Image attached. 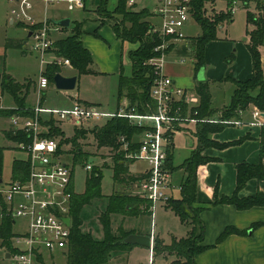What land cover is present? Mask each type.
Returning <instances> with one entry per match:
<instances>
[{
	"label": "trees",
	"instance_id": "obj_1",
	"mask_svg": "<svg viewBox=\"0 0 264 264\" xmlns=\"http://www.w3.org/2000/svg\"><path fill=\"white\" fill-rule=\"evenodd\" d=\"M105 1H102V8H105ZM216 0H191L192 19L198 24L200 33L193 39L192 54L195 60V70L203 67V57L205 46L216 39L217 27L225 21L232 18L230 10L225 13L215 14L212 18L205 16V6L212 4ZM231 3L228 2V6ZM133 7H127V0H117L113 9L112 30L119 40L130 44H138V48L129 53L132 74L130 78L120 75L118 80L117 99L125 97L129 100V107L134 108L138 114H149L154 111V103L150 98L149 92L154 80L153 72L146 62L154 57V49L160 44V39L156 34L150 32L151 24L149 18L152 14L142 9L135 11ZM264 6L258 7V13H246V22L252 27L247 33V49L251 58V77L245 81H235V90L231 96V102L228 107L223 108L220 113L221 120H236L239 118V111H246L250 105L264 111V77L262 71L261 55L259 47L263 42L264 33ZM65 29V28H62ZM82 35L81 26L76 25L71 34L65 38L55 40L53 50L59 57L68 59L75 76L90 74L89 66L92 64V58L80 40ZM60 67L57 65H48L45 75L52 84L53 77L60 73ZM61 74V73H60ZM30 86V82L24 84L16 83L12 78L3 76L0 79V90L8 94L16 104L17 110H0V117L8 118L13 115L30 117L33 112L24 108L25 93ZM195 93L198 97V105L187 111V106L181 102L178 105L181 108V116L197 120L212 118L214 110L211 108V97L207 82L198 83L195 86ZM149 107V108H148ZM196 113V114H195ZM52 126V123H50ZM225 125L208 122H198L196 127L197 147L192 151L190 157L185 160L181 168L185 172V177L180 187V198L171 199L165 208L171 210L181 223L188 227L185 238H172L170 244L165 245L160 239L155 238L152 246L153 258L157 256H170L175 259L171 264H195L194 257L206 250L208 247L202 245L204 239V224L200 219V212L207 207L196 204L197 176L201 174V168L211 161L210 158L202 155L207 148L223 149L235 143L219 144L209 139V135L220 131ZM51 129L50 135L63 137V133L58 129ZM142 128L131 126L127 119L112 118L108 120L101 128L92 131L97 140L98 147L110 148L112 153V162L114 165V180L122 179L117 168L122 167L126 161L124 151L121 150V138L128 144L131 151L138 148L136 138L142 133ZM86 131H77L76 136L70 140H61V144L70 142L75 156L81 154L78 139L85 138ZM262 145H264V128L262 129ZM4 136L12 141L23 142L26 137L19 133L13 136L6 132ZM237 143V142H236ZM3 148L0 147V177L2 174ZM74 156V157H75ZM264 149L261 150L259 162L255 165L241 163L236 166V186L234 193L230 197L222 196L218 198L217 187L213 189L211 205L225 204L232 205L237 210H248L253 207H264V193L258 192L253 197L239 198L238 193L244 188L250 180H264V166L262 158ZM172 159L171 150L167 152V167L170 169ZM28 165L25 161L15 160L12 164L11 179L13 181L23 180L27 174ZM93 170V169H92ZM93 175L87 178L85 191L81 195H74L72 198L70 216L72 219L70 229V240L67 253L66 264H106L110 257L118 251H126L133 245H125L124 238L130 235V232L118 231V237L111 233L110 216L118 215H152L149 202L133 195L113 194L108 197V203L105 211L98 217L101 225L102 239L95 240L89 233H82V220L80 218L83 207L90 205L92 200L102 197L100 193V173L94 169ZM172 172V170L170 169ZM202 175V174H201ZM138 182L140 179H133ZM130 181V180H129ZM128 181V182H129ZM12 219L7 210L3 208L0 221V240L1 244L11 251V238L13 237ZM234 232L233 228H226L219 235L216 242L223 241ZM41 263V258L38 256Z\"/></svg>",
	"mask_w": 264,
	"mask_h": 264
},
{
	"label": "built area",
	"instance_id": "obj_2",
	"mask_svg": "<svg viewBox=\"0 0 264 264\" xmlns=\"http://www.w3.org/2000/svg\"><path fill=\"white\" fill-rule=\"evenodd\" d=\"M15 6L10 16L17 24L25 26L30 35V50L40 56L41 74L37 80V103L31 111L33 116L13 115L7 119L9 128L6 132L13 136L21 133L26 141H11L13 148L25 155L28 165L23 180H0V197L7 205V212L12 220L26 221V231L12 238L13 252L9 257L10 264H38L37 258L44 253L64 252L68 250L72 219L70 209L74 196L71 188L72 169L63 161L66 152L62 149L61 140L66 139L50 135V122L59 125L70 122L74 126L85 128L87 133L102 126L97 123L112 118L127 119L131 126L142 128V133L135 142L138 148L131 151L128 144L121 138V150L124 158L129 161L145 162L147 167L136 183L135 196L149 202L151 211L155 204L167 206L172 199L174 189L171 182V171L167 167V152L171 148L172 136L181 130V125L188 122H208L225 126H247L264 128V111L257 107L248 110L250 120L243 122L240 117L246 111H239L236 120H197L188 116L182 117L178 103L186 102L182 89L175 86L172 79L164 74L163 68L167 52L174 43L184 39L181 32L186 23L192 19L191 0H156L152 16L159 20L158 27L151 25L150 32L156 34L160 44L156 46V55L146 65L151 68L154 76L150 88V98L154 103V111L149 114H138L129 105L115 112H109L96 105L74 102L69 109H46L39 106L43 91L50 82L45 75L48 65L71 69L68 59L59 57L53 50L54 40L51 33H57L61 27L54 25L46 16L49 7L63 4L67 11L77 8L76 0H13ZM135 0H127L133 7ZM42 5V18L37 20L35 11ZM231 7L230 12L232 13ZM50 53V62H44ZM149 108V107H148ZM5 108L0 107V110ZM10 110H17L11 108ZM196 114V113H195ZM104 123V124H105ZM62 132V131H61ZM91 171L90 165H85ZM69 219L66 225L64 219ZM152 244V240H151ZM149 264H153L152 248Z\"/></svg>",
	"mask_w": 264,
	"mask_h": 264
},
{
	"label": "crops",
	"instance_id": "obj_3",
	"mask_svg": "<svg viewBox=\"0 0 264 264\" xmlns=\"http://www.w3.org/2000/svg\"><path fill=\"white\" fill-rule=\"evenodd\" d=\"M217 1L218 0L213 2L212 5H215ZM224 1H227V5L228 2H230L231 5L228 6L227 9L223 11V13L230 10L232 7L233 8L231 13L232 18L229 21H227V23L225 24L222 23L217 27L216 39L210 41L205 46L202 68H200L198 71L195 70L194 67L195 60L192 54L193 39L197 37L200 32H198V34H196L195 37L184 36V39L170 46L167 52V56L163 68L164 74L172 79L176 87L184 91L186 96L185 105L187 106V111L195 108L198 105V97L195 93V86L201 82H207L209 84V82L213 79V71H211L210 65L213 61L212 55L214 53L217 58L220 59L222 58L223 62H225L227 65H231V64L234 65L233 66V68H235L234 70L236 69L240 70L241 74H239L238 77L235 78V81H245L251 77L252 68H251V58L247 49V44L249 41L247 32L251 30L252 27L249 26L246 22V13L249 12L252 14H257L258 7L260 5L264 6V0H224ZM238 5H242L243 9L245 10V34L242 40L240 41V43L235 44L234 42H232V40L229 39V36H225L222 39L218 38L217 33L218 31L219 32L226 31V27H225L226 24H230L233 22V16L237 12H239ZM207 6L208 4L205 6V9ZM40 7L41 10L37 9L36 7V11L34 13L37 20H40L42 18V10H43L42 5H40ZM82 9H84V7ZM47 13H48V9L46 11V16L48 18ZM150 13L152 14V12ZM211 14H217V13H215V11H212ZM95 15H96L95 18H92L94 17V15L89 16L88 14H85L84 17H82V19H78L73 22L70 20L69 28H65L63 30L61 28L57 32V33H61L65 31L69 35V33L70 34L72 33L76 25L81 26V32H82V35L80 37L81 43L83 47L86 50H88L92 58V64L89 66V70L91 71L90 74L76 76L77 81H76L75 89L73 91H67V92L63 91V93H61L62 94L61 96L64 100L63 102L65 103L62 106H60V108H51V107H46L44 105L43 93L46 90L43 91L41 94L39 100L40 107L46 109L62 110V109L71 108L74 102H79L86 105H96L106 111L115 112L118 109L124 108L129 105V100L127 98L122 97L120 100L117 99L118 80L120 75H122L125 78L131 77L132 67H131V62L129 60V53L135 50L136 48H138V44H130L128 42H122L121 40L116 38L112 30V24L109 22L101 24V22H103L102 20L103 18H101V16L98 15L97 12ZM62 19H66V18L62 17L60 20ZM151 19L153 21L154 17L152 16ZM263 19H264V9H263ZM9 22L11 25H14L16 23L12 20V18H10ZM17 25L22 27L20 24ZM105 26H109L110 30L105 29ZM22 28L25 29L28 38L29 37L28 29L25 27ZM53 36L55 35H52V37ZM59 39L62 38L55 37V40H59ZM24 43L25 42L23 39L20 40L16 39L12 43H8L7 46L20 48ZM263 43H264V33H263L262 45L259 47V52L261 55V62H262V70L264 66V61L261 54ZM238 48H240V52L243 56L244 55L247 56L246 57L247 63L245 65L240 63L239 60H237L236 58V52ZM100 50L103 51V57L99 56L100 54L98 53V51ZM125 67L130 69L128 74H125L124 72ZM60 71H61L60 72L61 75L63 76L75 75V71L72 68L71 69L60 68ZM2 77L3 76L0 74V79ZM7 77L12 78L16 83L24 84L18 82L12 76H7ZM83 78H86L91 81L94 80L95 85L97 84L104 85V92H101V90H99V91H93V93L91 92L88 93L87 88L83 87V85L80 84L81 79ZM105 79L111 80L109 88H107V85L104 84L105 81L103 80ZM222 79L223 76H221L219 80ZM51 85H53V83L52 84L50 83L49 86ZM32 86L34 87V95L36 93V103H37V84L35 82L33 83V85L30 84L27 92L25 91L22 92V94L23 93L26 94L24 99V108L29 110L33 109L36 105V103L33 106L26 104L27 98L30 97ZM76 89L77 91H75ZM4 97H6V99H4ZM0 107L5 108L3 110H10L11 108H17L13 99L8 94L2 93L1 91H0ZM221 110L222 109L214 110L217 111L216 118L219 117ZM187 116L189 117V112L187 113ZM211 119H213V117ZM240 119L243 122H247L250 120V115L248 113V110H246V112L240 117ZM196 127H197V123L194 122L184 123L181 125V132L185 134L187 133L192 134V128H193L194 135L196 136ZM8 128H9V124L7 122V119L4 117H0V145L1 143L2 144L4 143V139L7 140L4 137V134L8 130ZM261 133H262V129L256 127L249 128L247 126H239V127L225 126L220 131L209 135V139L216 143L219 144L235 143V144H232L231 146L223 149L210 147L202 152V155L210 158L211 161L201 168L202 175L199 173L197 176L196 204L198 206L207 207L202 212H200V219L204 224V239L202 245L207 246L208 248L194 257L195 264H264V207H253L248 210L240 211L237 210L232 205H225V204L211 205L213 189L215 187H217L218 198L222 196L230 197L234 193L236 186L235 168L238 164L246 163L250 165H255L259 162L260 152L262 149H264V145H262L261 143L262 141ZM172 146L170 148L171 152L173 150ZM99 149L100 148L98 147L97 150ZM98 156H100L101 158V153ZM24 159L21 160L23 161ZM101 161H102L101 167L106 168L108 165L105 162H108L109 159L108 161L106 160L103 161V159ZM138 162L141 161L126 160L125 162L122 163V167L117 168L118 172H120L121 174L120 177H122L120 179L122 180L117 181L116 194H125V195L133 194L132 192L135 190V186L137 182H133L131 178L140 179L144 171V169H139ZM262 164L264 166V157L262 158ZM101 167L98 168L100 169ZM112 167L114 170L113 164ZM172 168L173 165L172 162H170V169L172 170ZM2 170H3V163H2ZM171 176H172V172H171ZM0 180L2 181L12 180L11 171L9 178L7 180L4 179L3 174H1ZM71 188L73 190L74 195H77L74 192L73 180H72ZM258 192L264 193V180L257 181L253 179L248 181L244 186V188L239 191L238 197L239 198L253 197ZM100 193H101V189H100ZM92 204L93 203L91 202L90 205L92 206ZM90 205L83 207L81 214L83 210ZM3 208L5 210H7L8 208L4 202L0 204L1 214ZM164 210L172 212L171 210L165 208V206H164ZM1 214H0V221H1ZM81 214H80V218H81ZM145 216H146L145 214H137V215L132 214L125 216L114 214L111 217H113V220L115 222L117 223L119 222V226L122 228L121 230L125 232H130L131 234H136V235L150 236L153 246L154 239L158 237L152 235V230L150 234H148L145 230L141 229L140 227L141 225L137 224L135 226H128V224L126 223L130 219H138ZM18 220H22V219H18ZM81 220H82V224H84L82 218ZM15 221L16 220H12V227H11L13 237L15 235L23 234L26 231V223L25 226L21 228V230L15 231L14 230ZM180 226H183L185 228V235L184 236L175 235L172 236V238L181 239L186 237L188 232V227L183 223H181ZM226 228H233L234 232L230 234L228 237H226L223 241L217 243L216 242L217 238ZM12 238H11V251H9L5 246L2 245L0 240V264H10L9 257L11 252H13ZM94 239L101 240L102 233H100V235L95 236ZM161 241L165 245L170 244V243L167 244L163 240ZM137 248L147 250L148 255L150 256L151 249L141 246H132L128 250L122 251L124 253L123 255H121L122 256L121 258L119 257V255L116 254L115 256H113L114 255L113 254L108 260V264H126L125 263L126 256L128 258V254H131L133 250H136ZM44 254L42 255L43 258H45ZM50 256L53 257L52 254H50ZM160 257L162 256H157L156 258L161 259ZM162 260H164L167 264L170 263V261L168 262L165 259ZM154 262H155V258H153V264Z\"/></svg>",
	"mask_w": 264,
	"mask_h": 264
},
{
	"label": "rangeland",
	"instance_id": "obj_4",
	"mask_svg": "<svg viewBox=\"0 0 264 264\" xmlns=\"http://www.w3.org/2000/svg\"><path fill=\"white\" fill-rule=\"evenodd\" d=\"M103 0H76L77 2V8L73 12H67L66 6L63 4L59 6L49 7L48 8V18L51 21H57L60 20L62 17L67 18L71 20L72 22L78 19H82L85 14H88L89 16H93L92 18L96 17V12L98 15L103 18V22L101 24L109 22L113 25V18H118L117 16L113 15V9L116 6L117 0H106L105 1V8H102ZM156 1L155 0H135L134 10L140 11L142 9H148L150 12H153L155 7ZM15 6L13 0H0V74L2 76H12L20 83H26L30 82L31 85L33 83H37L38 77L41 74V65H40V56L37 53H34L30 50L31 47V39L30 36L27 38V33L25 32V29L22 27H25L21 25H17L16 23L14 25H11L9 20L11 18L10 11ZM84 7V9H82ZM127 7H129L127 5ZM227 1L224 0H218L215 5H212L211 3L208 4V6L205 9V16L208 18H212L215 14H211L212 11H215V13L219 14L227 9ZM239 12H237L233 16V22L230 24H226V31L217 33L218 38L222 39L225 36H229V39L232 40L235 44L240 43L242 40L244 34H245V10L243 9L242 5H238ZM37 9L41 10L40 5L37 6ZM207 10V11H206ZM110 15L113 16V18H110ZM149 22L151 25H154L155 27H158L159 20L157 18H154L152 21L151 18H149ZM224 24L227 23V21L223 22ZM107 25V24H105ZM72 26V25H71ZM70 27V26H69ZM68 27V28H69ZM26 28V27H25ZM105 29L110 30L109 26H105ZM63 30V29H62ZM105 30V31H107ZM184 36L187 37H195L198 32H200V28L198 24L190 20L183 28L182 31ZM53 36V40L55 41V37L57 38H65L68 33L67 32H61V33H51ZM70 34V33H69ZM24 40V44L20 48H14L13 46H7L8 43H12L14 40ZM100 54L99 56L103 57V51H98ZM262 58L264 61V43L262 47ZM245 56V55H244ZM241 52L240 48L237 49L236 52V58L239 60L240 63L246 64L247 63V56L244 57ZM52 59V55L50 53L46 54L44 57V62H50ZM212 63H211V71H213V79L209 82V93L211 95V105L213 110H219L223 109L229 106L231 102V96L235 90V78L238 77L239 74H241L239 69L234 70V65H227L225 62H223V59L217 58L215 53L212 55ZM236 61V60H235ZM96 68V67H95ZM130 71L129 68L125 67L124 72L125 74H128ZM263 77H264V66H263ZM223 76L222 80H219L220 77ZM105 81V85H107V88H109L111 80H103ZM80 84L83 85V87H86L88 90V93L93 91H99L104 92V85H95L94 80H88L86 78L81 79ZM97 86V87H96ZM97 89V90H96ZM1 91V90H0ZM77 91V89L75 90ZM63 91H58L55 89L54 85H51L48 87V89L43 93L44 98V105L46 107L51 108H60L65 102H63L62 94ZM6 99V97H4ZM36 103V93L34 95V87L32 86L30 97L27 98L26 104L27 105H35ZM253 105H250L247 110L251 109ZM217 111H214V114L212 115L213 120H216L217 118ZM106 120H102L97 123L98 126L104 125ZM52 123L53 129H58L63 132L65 138L68 140L74 138L76 136L77 131H83L80 126H74L70 122H62L59 125L55 124V122ZM51 126V127H52ZM101 128V127H100ZM53 133V131L51 130ZM6 133V132H5ZM5 137V136H4ZM6 138V137H5ZM7 139V138H6ZM9 140V139H7ZM4 139V143L0 145L1 148H3V170L2 174L5 180L9 178L11 166L13 164V161L15 160H21L24 159L25 156L17 150L12 149L13 144L11 143L12 140L7 141ZM63 140L66 141V139L63 138ZM79 147L81 150V154L75 156L72 152L73 149H75L74 146L71 145L70 142L63 143L62 149L66 152L68 150L67 154L62 156L63 161L67 163V165L72 169V180H73V187L74 192L77 195H81L85 191V185L87 178L91 177V175L95 174L94 169L97 170L100 173V189H101V195L102 197L99 199L92 200V206L86 207L82 214L81 218L83 219L84 224L81 227L82 233H89L91 237L100 235L101 232V225L99 223L98 217L101 213L105 211V208L108 203V197L116 194L117 192V182L114 181L113 175L114 170L112 167L113 162L112 160V153L107 147H99L98 143L95 137L89 133H85V138H79L78 140ZM18 142V141H17ZM21 143V142H20ZM197 137L194 135L193 128H192V134L190 133H183L181 130H179L177 133H175L172 136V176H171V182L174 187V189L171 191V197L173 199L180 198V187L183 182V176L185 177V172L181 168L185 160H187L192 151H194L197 147ZM103 148V149H102ZM66 149V150H65ZM108 149V150H106ZM101 153V158L103 161H109L105 162L107 163L106 168H102V159L100 156H98ZM75 156V157H74ZM108 158V159H107ZM104 163V164H105ZM85 165H90L93 170L86 171ZM139 169H146L147 165L145 162H138ZM98 167H101L100 169ZM134 190L132 193L133 196H135ZM105 196V197H104ZM0 204L3 201V198L0 197ZM1 214V213H0ZM2 215V214H1ZM112 216V215H111ZM110 216V231L112 235L115 237H118V231L120 230L119 222H115L113 220V217ZM24 220H16L14 230L19 231L21 228L25 226ZM128 226H135L137 224L141 225V229L145 230L148 234H150L152 230V235H155L156 237L160 238L161 240L165 241L167 244L171 242L172 236H184L185 235V228L183 226H180V220L177 218V216L169 211L164 210V206L161 204H155L153 208V214L152 216L146 215L145 217H141L138 219H130L126 222ZM151 223V224H150ZM122 229V228H121ZM179 230V231H178ZM93 234V235H92ZM119 252V253H118ZM117 253H114L113 256L116 254L119 255L121 258L124 252L118 251ZM121 252V253H120ZM67 253L68 251L64 252H55L52 253V256H50L49 253H45L44 257L41 258V263L37 259L38 264H66L67 262ZM163 257V258H162ZM159 258L155 257L154 264H167L164 260L170 261L169 264L175 259L174 257L170 256H162ZM149 258L148 251L137 248L136 250H133L131 254H128V258L126 256V264H149ZM108 264V262L106 263Z\"/></svg>",
	"mask_w": 264,
	"mask_h": 264
},
{
	"label": "water",
	"instance_id": "obj_5",
	"mask_svg": "<svg viewBox=\"0 0 264 264\" xmlns=\"http://www.w3.org/2000/svg\"><path fill=\"white\" fill-rule=\"evenodd\" d=\"M52 23L61 28H68L70 26V20L67 18L58 21H53ZM76 81L77 77L75 75L63 76L60 73H57L53 77L52 83L56 90L67 92L73 91L75 89ZM64 222L66 225H68L69 219L65 218ZM123 243L125 245L141 246L149 249L152 248L151 237L145 235L130 234L126 238H124Z\"/></svg>",
	"mask_w": 264,
	"mask_h": 264
}]
</instances>
